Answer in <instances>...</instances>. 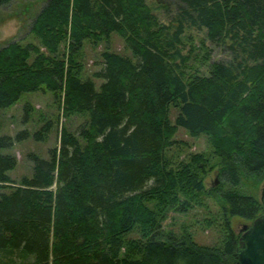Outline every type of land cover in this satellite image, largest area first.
<instances>
[{
  "label": "trees",
  "instance_id": "trees-1",
  "mask_svg": "<svg viewBox=\"0 0 264 264\" xmlns=\"http://www.w3.org/2000/svg\"><path fill=\"white\" fill-rule=\"evenodd\" d=\"M176 10L169 27L146 0H46L29 29L46 53L0 48V108L49 90L64 115L87 117L78 134L61 131L49 159L31 155L32 176L18 183L8 175L16 158L2 152L12 138L0 136V264H239L230 219L264 214V0H180ZM188 29L226 45L231 60L187 75L177 45ZM112 32L135 61L104 51L96 90L75 56ZM178 128L204 135L210 155L168 161ZM212 168L220 182L207 189ZM205 199L218 207L204 220L219 230L215 245L162 229L169 210Z\"/></svg>",
  "mask_w": 264,
  "mask_h": 264
},
{
  "label": "rangeland",
  "instance_id": "rangeland-1",
  "mask_svg": "<svg viewBox=\"0 0 264 264\" xmlns=\"http://www.w3.org/2000/svg\"><path fill=\"white\" fill-rule=\"evenodd\" d=\"M45 1L12 0L0 6V48L12 41H18L21 44L33 43L46 53L38 40L29 33L32 20ZM179 2L180 0H146L158 20L169 27L174 26ZM65 46V44L61 45L60 53L65 51ZM177 49L184 57L187 75L207 74L208 67L212 63H226L232 58L226 45L207 40L204 30H186L182 43L177 45ZM107 50L135 61L131 50L115 32L98 42L84 41L75 59L81 67L79 75L92 79L96 90H99L103 79L95 78L94 73L102 68L101 54ZM175 113L176 110L171 107L169 110L171 122L174 121ZM86 119L87 117L81 114L64 115L62 100L49 90L23 92L13 105L0 108V136L12 138V145L2 152L16 158L15 167L8 172L11 181L18 183L22 177H31L33 173L31 155L49 159L50 152L59 148L61 131L78 134L79 128ZM172 142L166 151L167 159L171 163L186 160L190 154L210 155L211 153V147L204 135L193 136L182 128H178L174 133ZM209 170L203 175L207 189L216 187L220 182L216 169ZM7 191V188L0 185V193ZM205 202L208 206H196L185 213L169 210L162 222V229L172 231L176 235L190 234L192 239L201 245H215L219 239V230L216 227L206 226L204 220L211 217V213L215 214L218 207L211 199H205ZM230 224L234 232L240 236L243 225H248L250 222L232 217ZM5 261L6 259L3 262Z\"/></svg>",
  "mask_w": 264,
  "mask_h": 264
},
{
  "label": "water",
  "instance_id": "water-1",
  "mask_svg": "<svg viewBox=\"0 0 264 264\" xmlns=\"http://www.w3.org/2000/svg\"><path fill=\"white\" fill-rule=\"evenodd\" d=\"M259 198L264 205V183ZM241 231L236 248L239 264H264V214L243 225Z\"/></svg>",
  "mask_w": 264,
  "mask_h": 264
}]
</instances>
